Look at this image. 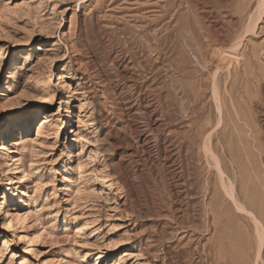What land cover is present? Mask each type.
<instances>
[{"label": "rangeland", "instance_id": "374dc122", "mask_svg": "<svg viewBox=\"0 0 264 264\" xmlns=\"http://www.w3.org/2000/svg\"><path fill=\"white\" fill-rule=\"evenodd\" d=\"M230 151L264 228V0H0V264H264Z\"/></svg>", "mask_w": 264, "mask_h": 264}, {"label": "bare ground", "instance_id": "6f19581e", "mask_svg": "<svg viewBox=\"0 0 264 264\" xmlns=\"http://www.w3.org/2000/svg\"><path fill=\"white\" fill-rule=\"evenodd\" d=\"M202 4V3H201ZM204 5H206V4H203V6ZM254 20H256V19H253V21L252 20H250L251 22H254ZM253 26V25H252ZM247 27H248V30H247V28H246V30L247 31H249V29L251 30V24H249V26L247 25ZM252 31V30H251ZM214 32V31H213ZM227 35V34H226ZM223 42V41H222ZM236 45V44H235ZM235 45H234V48H235ZM237 48V47H236ZM231 49V48H230ZM234 50V49H233ZM232 50V51H233ZM228 53V52H227ZM222 54V53H221ZM230 55H229V53L228 54H225L224 53V56H222V57H224V64L225 65H228L229 63H228V61L230 62V60H229V57ZM222 57L220 58V60L222 59ZM219 61V60H218ZM222 61V60H221ZM223 64V63H222ZM223 64V65H224ZM221 65V64H220ZM221 67V66H220ZM215 71H216V69H215ZM217 77V73H213V82H212V85H210V86H212V94H213V97H215L213 100H215L216 99V101H217V108L219 107V103H221L222 101V99L223 98H221L222 96V94H220V90H219V87H218V85H217V83H216V81H215V78ZM229 77V76H228ZM211 79V78H210ZM211 82V81H210ZM211 84V83H210ZM225 85V84H224ZM211 91V90H210ZM228 93V89L224 86V95H225V93ZM225 96H224V101H225ZM231 99V98H230ZM222 104V103H221ZM233 104V103H232ZM232 104H231V106H232ZM233 107V106H232ZM220 109V108H219ZM232 109H235V108H232ZM221 111V110H220ZM222 112V111H221ZM238 114V113H237ZM236 114V115H237ZM219 115H221V113L219 114ZM218 117V116H217ZM216 117V118H217ZM220 117V116H219ZM237 119V118H236ZM233 123L235 124V125H238V123H237V121L235 120V119H233ZM213 132V131H212ZM211 135V134H210ZM209 135V136H210ZM205 137V136H204ZM209 147H210V145H209ZM205 151H207V150H205ZM208 152V151H207ZM206 152V153H207ZM229 153V158H230V160H231V162H232V166H233V169L235 170V171H230L229 173H228V177H224V187L221 185V187H223L224 188V208L227 210V212H228V216H227V219H226V228H227V230H229V235H230V237H231V235H232V230L234 229V221H233V219L234 218H237V219H239L240 221H242V223H244L245 225H247V221H248V217L247 216H245V214H242V213H239L238 211L240 210L241 212H246V213H248V214H250V219L251 220H253V222H254V224H255V232H256V234L258 235V237H259V241L258 242H260L259 243V245L256 247V255H258L260 252V248L262 247V241H263V237H262V235H263V230H262V228H263V226L262 225H260L259 223H257V213L255 212V211H252V209L250 208V210H248L247 209V207H246V204H245V202H244V199H243V197H242V195H241V193H242V191L240 190V188H239V191H237L236 189H235V187H234V183H235V180H236V178L234 177V172H237V168H238V166L239 165H236L235 163H236V161H235V156H234V154L232 153V151H230V152H228ZM203 154V153H202ZM235 164V165H234ZM222 175V174H221ZM227 175V174H226ZM221 177V176H220ZM222 178H223V176H222ZM217 179V178H216ZM220 181H222V180H220ZM236 182H237V180H236ZM239 183L241 182V180H239L238 181ZM206 185V184H205ZM220 187V188H221ZM222 188V189H223ZM207 189V188H206ZM208 190V189H207ZM206 196V195H205ZM206 204H207V202H206ZM206 204H205V206H206ZM212 207V206H211ZM207 208H210V205H209V207L207 206ZM225 209H224V211H225ZM238 209V211H236ZM226 212V211H225ZM223 215V214H222ZM207 216V215H206ZM205 217V216H204ZM235 220V219H234ZM247 220V221H246ZM264 220V219H263ZM66 223H68V222H66ZM252 223V222H251ZM253 224V223H252ZM261 224H263V223H261ZM260 226H262V227H260ZM209 227V226H208ZM246 229V228H245ZM264 229V228H263ZM247 230V229H246ZM248 232V231H247ZM236 234V233H235ZM244 235V234H243ZM229 240H230V238H229ZM242 240V239H241ZM230 241H232V240H230ZM229 241V242H230ZM257 242V241H256ZM242 244V243H241ZM230 245V244H229ZM235 245V244H234ZM257 245V244H256ZM232 246V245H231ZM254 250V249H253ZM243 252V251H242ZM244 257V256H243ZM225 262H224V264H236V259H234L233 258V256H231V254L229 255V257L228 258H226V260H224ZM214 263V262H213ZM254 264V263H253Z\"/></svg>", "mask_w": 264, "mask_h": 264}]
</instances>
